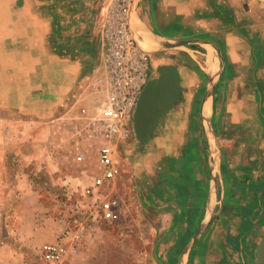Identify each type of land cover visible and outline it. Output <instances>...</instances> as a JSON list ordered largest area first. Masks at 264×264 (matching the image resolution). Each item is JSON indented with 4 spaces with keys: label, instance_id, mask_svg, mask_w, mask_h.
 <instances>
[{
    "label": "crops",
    "instance_id": "crops-1",
    "mask_svg": "<svg viewBox=\"0 0 264 264\" xmlns=\"http://www.w3.org/2000/svg\"><path fill=\"white\" fill-rule=\"evenodd\" d=\"M113 1L44 0L38 14L42 0L7 3L18 7L19 19H29L28 47L18 49L35 62L42 87L52 96L57 92L64 104L89 109L79 119L86 127L82 134L100 144L103 139L90 135L89 125L101 117L106 98L100 29ZM260 8L258 0L132 5L131 28L149 54V70L133 108L130 138L123 142L121 172L107 186L121 183L106 194L119 198L120 217L99 213L109 222L127 221L154 201L163 218L158 264H257L264 237V23L251 20L260 19ZM232 152L238 154L230 160ZM24 176L33 183L29 173ZM56 221L33 232L39 247L32 263L86 264L83 242L105 232L103 226L91 230L86 222L74 228ZM200 222L203 240L197 237ZM162 233L169 236L159 239ZM38 234L45 235L42 242ZM56 242L66 253L60 260L46 258L44 244Z\"/></svg>",
    "mask_w": 264,
    "mask_h": 264
},
{
    "label": "rangeland",
    "instance_id": "rangeland-1",
    "mask_svg": "<svg viewBox=\"0 0 264 264\" xmlns=\"http://www.w3.org/2000/svg\"><path fill=\"white\" fill-rule=\"evenodd\" d=\"M9 1L0 0V264H28L26 258L30 264L42 263L31 261L39 247L32 234L55 220H65L74 228L84 222L91 224V230L96 224L103 226L105 232H96L83 242L86 264H158L157 227L162 226L163 218L157 204L150 200L148 207L142 208L144 214L130 215L127 221L109 222L100 216L101 201L121 183L102 187V195L86 191L102 171L98 162L101 144L82 134L86 127L79 121L83 113L89 115V109L84 112V107L64 104L57 92L52 96L49 88L42 87L44 80L38 76L35 62L27 50L18 49L28 47L25 29L29 19H19L18 7L8 6ZM16 1L18 5L25 2ZM258 1L260 19L251 22L264 23V0ZM43 3L37 4L42 5L36 7L37 14L44 11ZM92 26L97 33L99 24ZM230 132L235 129L229 128ZM241 135L239 130V137L245 139ZM128 138L130 134L116 139L121 164L125 157L123 142ZM229 154H233L231 160L238 153ZM78 155L83 159L78 160ZM28 173L33 183L25 178ZM204 229L200 222L198 240L205 238ZM161 235L159 239L169 236ZM37 236L39 242L44 240L45 235ZM93 237L100 241L99 248Z\"/></svg>",
    "mask_w": 264,
    "mask_h": 264
},
{
    "label": "built area",
    "instance_id": "built-area-1",
    "mask_svg": "<svg viewBox=\"0 0 264 264\" xmlns=\"http://www.w3.org/2000/svg\"><path fill=\"white\" fill-rule=\"evenodd\" d=\"M134 0H114L108 10L104 25L105 74L102 79L106 98L101 107V117L89 125L90 135L103 139L99 148L101 173L86 187L90 194H103L105 186H111L121 172L116 139L130 134L129 124L133 108L149 70V54L139 45L133 34L130 15ZM86 108L83 109L86 112ZM78 160L83 156L78 155ZM119 198L112 194L103 198L100 211L103 217L117 220L120 217ZM44 256L60 260L66 253L60 242L46 243Z\"/></svg>",
    "mask_w": 264,
    "mask_h": 264
},
{
    "label": "water",
    "instance_id": "water-1",
    "mask_svg": "<svg viewBox=\"0 0 264 264\" xmlns=\"http://www.w3.org/2000/svg\"><path fill=\"white\" fill-rule=\"evenodd\" d=\"M257 264H264V237L259 244Z\"/></svg>",
    "mask_w": 264,
    "mask_h": 264
}]
</instances>
